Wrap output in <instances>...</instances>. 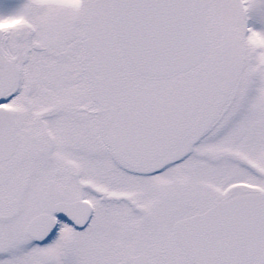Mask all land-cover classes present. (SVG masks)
<instances>
[{"label":"snow or ice","instance_id":"obj_1","mask_svg":"<svg viewBox=\"0 0 264 264\" xmlns=\"http://www.w3.org/2000/svg\"><path fill=\"white\" fill-rule=\"evenodd\" d=\"M0 264H264V0H0Z\"/></svg>","mask_w":264,"mask_h":264}]
</instances>
